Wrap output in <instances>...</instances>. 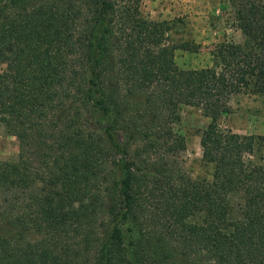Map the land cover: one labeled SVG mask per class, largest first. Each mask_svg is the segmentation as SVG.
Returning <instances> with one entry per match:
<instances>
[{
    "label": "trees",
    "instance_id": "1",
    "mask_svg": "<svg viewBox=\"0 0 264 264\" xmlns=\"http://www.w3.org/2000/svg\"><path fill=\"white\" fill-rule=\"evenodd\" d=\"M241 42L180 68L188 43L139 0H0V264H264V137L221 129L264 92V0H227ZM210 180L179 167L181 106Z\"/></svg>",
    "mask_w": 264,
    "mask_h": 264
},
{
    "label": "rangeland",
    "instance_id": "2",
    "mask_svg": "<svg viewBox=\"0 0 264 264\" xmlns=\"http://www.w3.org/2000/svg\"><path fill=\"white\" fill-rule=\"evenodd\" d=\"M139 10L147 19L165 22L170 41L188 43L189 49L175 50L174 58L180 68L210 66L217 44L242 40L227 0H139ZM229 104L230 112L218 120L221 129L264 137V92L234 95ZM179 113L173 128L183 137L185 148L178 155L176 166L193 179L210 180L213 166L202 159L200 147L201 132L210 118L195 106H181ZM18 150L17 138L0 123V160L16 159ZM254 157H260L264 165V141Z\"/></svg>",
    "mask_w": 264,
    "mask_h": 264
}]
</instances>
